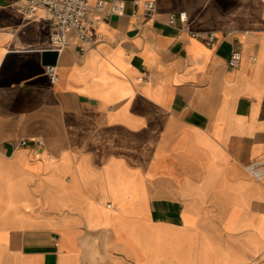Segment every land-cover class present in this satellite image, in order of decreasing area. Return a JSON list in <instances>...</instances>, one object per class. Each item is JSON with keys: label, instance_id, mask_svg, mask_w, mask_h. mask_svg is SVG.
Masks as SVG:
<instances>
[{"label": "crops", "instance_id": "crops-1", "mask_svg": "<svg viewBox=\"0 0 264 264\" xmlns=\"http://www.w3.org/2000/svg\"><path fill=\"white\" fill-rule=\"evenodd\" d=\"M120 1L58 52L0 0V264H264V0Z\"/></svg>", "mask_w": 264, "mask_h": 264}, {"label": "built area", "instance_id": "built-area-1", "mask_svg": "<svg viewBox=\"0 0 264 264\" xmlns=\"http://www.w3.org/2000/svg\"><path fill=\"white\" fill-rule=\"evenodd\" d=\"M22 9L28 16H34L38 11L44 10L47 17L53 22V31L51 34L52 48L58 52L64 51L71 45V33H74L80 51L84 52L93 47L103 35L98 33L93 35L92 29L101 22L109 21L110 17L115 14H121L124 6L120 0H96L90 3L89 0H22ZM148 10L154 7L153 1L146 3ZM188 19L187 11L180 10L172 12L168 16V23L176 24L177 21L186 22ZM191 35L196 37L199 34L195 31ZM217 35L212 32L205 37L207 44H212ZM241 61V51L233 49L228 65L235 68ZM46 71L52 81L58 79L57 67L48 65ZM28 140H22V144H26ZM42 145L43 141L37 139ZM246 169L249 174L257 179H264V155L254 157L246 163Z\"/></svg>", "mask_w": 264, "mask_h": 264}]
</instances>
